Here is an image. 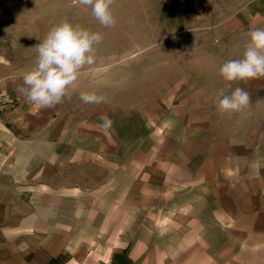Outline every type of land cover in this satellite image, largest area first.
Returning a JSON list of instances; mask_svg holds the SVG:
<instances>
[{
	"label": "crops",
	"instance_id": "0c3cea01",
	"mask_svg": "<svg viewBox=\"0 0 264 264\" xmlns=\"http://www.w3.org/2000/svg\"><path fill=\"white\" fill-rule=\"evenodd\" d=\"M188 3L184 26L217 27L215 46L198 51L162 127L140 126L138 104L123 113L119 100L39 109L19 90L24 68L2 66L0 218L14 220L11 233L64 236L61 252H116L114 264L126 250L130 264H264V77L229 89L219 75L264 28V0ZM236 87L249 106L221 114L219 90Z\"/></svg>",
	"mask_w": 264,
	"mask_h": 264
},
{
	"label": "rangeland",
	"instance_id": "374dc122",
	"mask_svg": "<svg viewBox=\"0 0 264 264\" xmlns=\"http://www.w3.org/2000/svg\"><path fill=\"white\" fill-rule=\"evenodd\" d=\"M189 1L115 0L112 9L117 23L104 28L92 16L91 8L78 0H0V71L2 66L11 72L18 66L30 70L37 57L32 47L51 27L68 20L104 34L94 64L82 70L70 90L69 99L74 101L69 102L84 113H93L103 107L85 104L79 96L95 92L113 103H125L118 107L123 113L138 104L144 120L140 126L162 127L168 113L178 109V92L193 76L190 72L201 68L198 51L205 53L215 46L211 36H216L217 27L184 26ZM200 37L210 38L200 42ZM205 62L210 67L212 59ZM13 225L14 220L0 218V264H114L117 259L116 252L110 251H93L85 258L80 252L74 259L59 250L66 243L64 236L17 235L10 232ZM130 259V250L124 251L122 264H130Z\"/></svg>",
	"mask_w": 264,
	"mask_h": 264
},
{
	"label": "clouds",
	"instance_id": "9594fccd",
	"mask_svg": "<svg viewBox=\"0 0 264 264\" xmlns=\"http://www.w3.org/2000/svg\"><path fill=\"white\" fill-rule=\"evenodd\" d=\"M79 4L91 8L92 16L104 28H112L117 19L112 5L115 0H78ZM248 43L242 58L224 62L219 75L228 82H247L250 79L264 77V28H256L248 33ZM104 34L91 31L79 25L63 20L54 25L42 40L32 48L37 57L34 66L26 71L19 88L25 100L39 109H55L71 92L86 66L94 64L96 48L103 41ZM79 99L85 104H101L106 101L95 92H81ZM250 104V95L242 87H236L230 93L221 88L217 94V110L221 114L242 113ZM100 127H111L112 121L107 115L99 117Z\"/></svg>",
	"mask_w": 264,
	"mask_h": 264
}]
</instances>
